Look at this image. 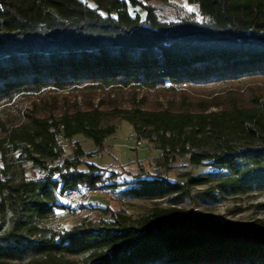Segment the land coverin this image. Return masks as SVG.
Segmentation results:
<instances>
[{
    "label": "trees",
    "instance_id": "trees-1",
    "mask_svg": "<svg viewBox=\"0 0 264 264\" xmlns=\"http://www.w3.org/2000/svg\"><path fill=\"white\" fill-rule=\"evenodd\" d=\"M202 21H161L138 0H0V105L46 87L206 85L264 75V0H187ZM132 107L74 109L31 116L0 131V264H264V221H207L187 210L153 207L139 217L115 215L103 227L44 236L45 222L64 206L65 192L94 187L98 167L78 170L84 154L62 157L59 138L82 135L97 148L117 130L115 120L166 152L209 162L216 172L186 174L189 186L216 182L227 195L264 191V102L208 110ZM42 165L26 179L6 154ZM17 160L20 161V159ZM19 157V158H20ZM160 176L139 180L133 198L156 200L181 191ZM176 196L171 204H177ZM236 225V226H235ZM39 235V237L37 236Z\"/></svg>",
    "mask_w": 264,
    "mask_h": 264
},
{
    "label": "rangeland",
    "instance_id": "rangeland-1",
    "mask_svg": "<svg viewBox=\"0 0 264 264\" xmlns=\"http://www.w3.org/2000/svg\"><path fill=\"white\" fill-rule=\"evenodd\" d=\"M138 2L133 9L142 17L145 16V7H150L157 17L165 22L204 20L198 5L187 0ZM251 96L264 102V75L206 85L165 84L155 89L78 85L57 90L49 86L1 104L0 131L3 126L23 123L31 116H56L88 107H98L102 110L132 107L184 110L195 109L197 105L202 104L209 107L208 110H217L228 107L232 100L245 104ZM115 123L117 130L105 140L101 148H97L91 139L76 135L71 139L74 146L64 150V153L72 158L75 148L80 146L84 154L80 156L81 163L77 169L85 170L87 164H93L98 167L101 178L94 187L80 188L82 191L76 196L75 204L68 212L57 210L55 215L45 222L47 230L44 236L53 235L59 239L65 232L74 229L103 227L106 222L113 221L115 215L139 218L153 207L175 206L207 221L238 224L240 227H246L258 220L264 221V191L227 195L215 187L214 181L189 186L186 184L187 173L207 175L216 172V168L209 162L201 166L192 165L188 154L166 152L145 138L141 147L133 148V143L125 140L133 131L131 124L126 120H115ZM18 155L16 153V157ZM19 157L20 161L17 160V166L10 173L22 174L26 179L43 175L42 165ZM55 164L51 162L50 166ZM153 176L181 182L183 187L177 194L154 201L133 198L130 188L136 186L139 180ZM85 189L96 191L87 195ZM176 195L179 202L172 205L171 199ZM84 259L75 257L70 260L71 264H85Z\"/></svg>",
    "mask_w": 264,
    "mask_h": 264
},
{
    "label": "built area",
    "instance_id": "built-area-1",
    "mask_svg": "<svg viewBox=\"0 0 264 264\" xmlns=\"http://www.w3.org/2000/svg\"><path fill=\"white\" fill-rule=\"evenodd\" d=\"M125 140L128 141V142H132L133 143V145L131 147L139 148V147H141L143 145L144 137H143L142 134H138V133L132 131L129 134V136L125 137ZM57 143L60 145V147H62L63 155H62L61 158H59L56 161V164L62 163V161L64 159L76 158L75 156H73L72 158L68 157V155L64 153L65 149L74 146V143H72L71 139L62 138L61 137V138L58 139ZM77 158L80 159V157H77ZM6 161H7L8 164L17 163L16 151H13V150L8 151L7 154H6ZM36 179L37 178H35V180ZM86 191H87V195H88L90 192H92V191L95 192L96 190L88 189ZM76 196L77 195L75 194V192H65L64 195L62 197H60V198H57L56 201L59 204H62L64 206V208H63L64 212H68V210L71 209L74 206Z\"/></svg>",
    "mask_w": 264,
    "mask_h": 264
},
{
    "label": "bare ground",
    "instance_id": "bare-ground-1",
    "mask_svg": "<svg viewBox=\"0 0 264 264\" xmlns=\"http://www.w3.org/2000/svg\"><path fill=\"white\" fill-rule=\"evenodd\" d=\"M85 190H88V189H85ZM81 191H82V190L79 188V189H77V190H71V191H69V192H75L76 195H79Z\"/></svg>",
    "mask_w": 264,
    "mask_h": 264
}]
</instances>
